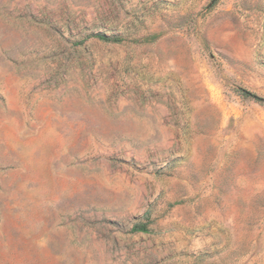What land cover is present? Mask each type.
Wrapping results in <instances>:
<instances>
[{"label": "rangeland", "instance_id": "obj_1", "mask_svg": "<svg viewBox=\"0 0 264 264\" xmlns=\"http://www.w3.org/2000/svg\"><path fill=\"white\" fill-rule=\"evenodd\" d=\"M243 90L264 0H0V264H264Z\"/></svg>", "mask_w": 264, "mask_h": 264}, {"label": "trees", "instance_id": "obj_2", "mask_svg": "<svg viewBox=\"0 0 264 264\" xmlns=\"http://www.w3.org/2000/svg\"><path fill=\"white\" fill-rule=\"evenodd\" d=\"M100 41L106 42V43H120V39L116 37H107L103 34H96V36ZM244 96L249 97L259 103H264V99L255 95L254 93L247 92V91H242ZM131 231L133 233H147L148 232V227L146 224L141 223V224H136L132 227Z\"/></svg>", "mask_w": 264, "mask_h": 264}]
</instances>
